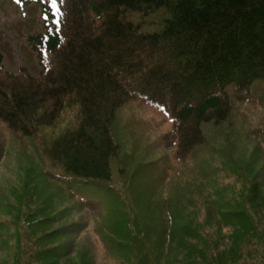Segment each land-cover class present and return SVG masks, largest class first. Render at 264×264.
I'll return each mask as SVG.
<instances>
[{"label": "trees", "instance_id": "16d2710c", "mask_svg": "<svg viewBox=\"0 0 264 264\" xmlns=\"http://www.w3.org/2000/svg\"><path fill=\"white\" fill-rule=\"evenodd\" d=\"M48 1L66 12L58 35L43 42L51 50L48 71L15 77L8 87L0 77V123L20 138L23 153L14 158L23 168L22 186L0 196V256L10 264H93L89 244L79 239L89 219L67 224L56 218L66 213L67 196L75 198L67 205L73 210L85 203L100 208L95 222L101 237L116 236L104 222L111 216L126 232L119 246L148 250L146 244L160 241L173 251L170 238L184 217L181 201L167 195L187 192L166 185L158 207L165 209L166 227L158 234L144 226L130 187L132 179L141 178L143 164L125 159L115 136L118 113L133 102L170 116L172 128L165 138L175 143L174 156L184 168L199 158L224 162L206 185L205 211L218 221L223 218V224L240 225L234 246L245 234L252 236L260 220L246 209L255 205L258 187L249 176L238 186L233 178L241 166L233 154H221L223 146H212L218 153L210 159L207 154L194 158L192 152L204 144V124L231 119L230 91L248 97L264 82V0ZM197 175L196 170V185L202 180ZM41 180L76 189L64 196L51 191L36 200ZM248 188V196L240 199ZM196 233V228L180 232L176 239L185 242ZM78 242L84 258L75 263ZM149 256L139 251L137 264L148 263ZM227 256L233 263L239 259L238 252L211 255L215 262L221 257L220 264ZM252 256L264 264V255Z\"/></svg>", "mask_w": 264, "mask_h": 264}, {"label": "rangeland", "instance_id": "374dc122", "mask_svg": "<svg viewBox=\"0 0 264 264\" xmlns=\"http://www.w3.org/2000/svg\"><path fill=\"white\" fill-rule=\"evenodd\" d=\"M39 30V15L34 9L30 10L28 16H22L12 5L0 6V54L8 70L17 71L20 67L34 65L26 37L29 33ZM256 95L255 102H244V100L234 98L235 104L231 119H227L225 124L223 122L220 125L204 124L203 131L201 128L202 137L205 135L206 138L204 144L192 152L194 158L207 154L206 159H210L214 156L211 154L218 153V150L210 148L223 146L225 149L221 154H233L234 159L239 161L241 171L233 180L239 182L238 186L242 188L244 181L241 180L242 177L249 176L258 187L255 193V205L248 206L249 210L246 209L256 221L258 218L260 220V224L255 225L254 234L252 236L245 234L242 241L234 246L233 233L240 225H235L233 222L223 224L225 222L223 218L218 221L217 215L212 217L210 212L207 215L205 211L204 204L209 193V188L206 185L208 182H212L210 178L216 179L215 171L217 169H224V162H220L219 158H216L207 163L209 160L204 162L199 158L192 161L190 167L175 166L173 162L175 147L162 145L159 137L160 134H164L168 130L165 123L166 118L147 108L141 107L140 110H137L138 106L132 105L128 106L118 118L116 139L123 155L127 156L125 159L132 160L134 165L139 162L143 164L141 178L132 179L130 185L132 198L138 199L133 202L143 212L140 219L145 217L142 219L144 226L153 228L154 233L155 229L158 234L162 233L166 227V212L164 208L159 209L158 207L164 196L162 191L165 190L166 185L168 187L172 185L173 188L187 192L178 196L167 195L171 199L181 201L180 213L184 218L179 219L176 235L170 238L172 241L170 246L173 251H167L165 244H160V241L146 244L148 250H143L139 245H118L116 247L106 240H100L96 235L98 223L95 222L96 216L101 211L99 207L89 205L81 212H78L81 208L74 210V215L70 217L71 221L81 222L83 218H89V229L85 236H87L86 241L90 243L92 251L89 250L88 254L90 257L93 255V264H137L139 251L150 252L148 263L143 262L142 264H216V262L220 264L222 256L215 262L211 255L226 253L228 255L232 252H238V261L230 262L227 256L222 264H261L255 262L258 259L252 255H264V85L260 87ZM217 126H221L219 129L221 132L216 131L219 128ZM20 142V138L9 132L0 123V196L7 195L12 186H22L23 184L21 177L23 168L20 170L16 164L19 157L14 159L18 154H23ZM31 153V151H27L25 154ZM196 170L199 173L197 177L202 178L199 181L201 184L198 185L193 180ZM242 171L246 172L245 176H241ZM47 181L41 180L38 183L40 189L34 199H43L51 191H54L52 193H56L58 196L59 194L63 195L64 192L59 190L55 183ZM250 190L251 188H248L244 194L238 197L245 200ZM260 192L262 196H259ZM20 194L23 196V191ZM73 202V198L65 199L66 205L70 206ZM65 211L69 215L73 214L70 207ZM111 213L115 212L111 211ZM124 214L128 218L129 214L127 212ZM60 216L65 223H68L63 211ZM228 219L233 221L232 217H228ZM104 222L116 233V240L120 244L126 233L121 221L109 216ZM129 222H131L130 218ZM152 223L156 226L154 227ZM237 223L240 224V222ZM198 225L199 227H197ZM195 228L197 229L195 237L191 236L185 242H179L176 239L178 233L189 232ZM83 255V247L79 246L73 257L75 263L82 261ZM0 264H10V261L4 260L1 255Z\"/></svg>", "mask_w": 264, "mask_h": 264}]
</instances>
